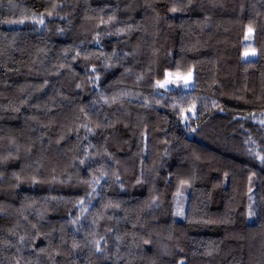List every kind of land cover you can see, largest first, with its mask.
<instances>
[{"label": "trees", "instance_id": "16d2710c", "mask_svg": "<svg viewBox=\"0 0 264 264\" xmlns=\"http://www.w3.org/2000/svg\"><path fill=\"white\" fill-rule=\"evenodd\" d=\"M263 116L264 0H0V264H264Z\"/></svg>", "mask_w": 264, "mask_h": 264}, {"label": "rangeland", "instance_id": "374dc122", "mask_svg": "<svg viewBox=\"0 0 264 264\" xmlns=\"http://www.w3.org/2000/svg\"><path fill=\"white\" fill-rule=\"evenodd\" d=\"M256 57V50L253 48H245L241 52L242 60L254 59ZM193 84V73L180 74L176 72H167L164 79L157 84L161 89L167 88H181L190 89ZM264 123V116L261 120Z\"/></svg>", "mask_w": 264, "mask_h": 264}]
</instances>
